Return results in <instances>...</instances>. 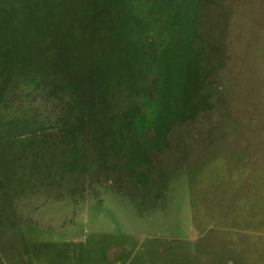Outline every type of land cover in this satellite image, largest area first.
Here are the masks:
<instances>
[{
  "label": "rangeland",
  "instance_id": "rangeland-1",
  "mask_svg": "<svg viewBox=\"0 0 264 264\" xmlns=\"http://www.w3.org/2000/svg\"><path fill=\"white\" fill-rule=\"evenodd\" d=\"M0 264H264V0H0Z\"/></svg>",
  "mask_w": 264,
  "mask_h": 264
},
{
  "label": "trees",
  "instance_id": "trees-1",
  "mask_svg": "<svg viewBox=\"0 0 264 264\" xmlns=\"http://www.w3.org/2000/svg\"><path fill=\"white\" fill-rule=\"evenodd\" d=\"M215 74L212 75L213 77H217L220 73V71L214 72ZM204 90L209 91V75L206 78L205 85H204ZM205 117L206 119H202ZM209 111H203L201 113H197L193 118H189L186 120H183L181 122V128H186V129H196L197 127L205 126L209 124ZM196 127V128H194ZM198 129V128H197Z\"/></svg>",
  "mask_w": 264,
  "mask_h": 264
}]
</instances>
